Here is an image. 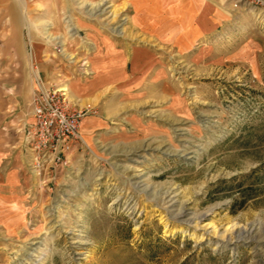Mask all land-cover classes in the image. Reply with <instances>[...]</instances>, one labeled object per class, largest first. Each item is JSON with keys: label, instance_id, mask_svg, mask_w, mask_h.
<instances>
[{"label": "rangeland", "instance_id": "rangeland-1", "mask_svg": "<svg viewBox=\"0 0 264 264\" xmlns=\"http://www.w3.org/2000/svg\"><path fill=\"white\" fill-rule=\"evenodd\" d=\"M128 1L0 0V29L41 42L66 89L91 35L127 42ZM234 23L225 63L171 60L174 102L79 132L53 177L27 167L26 197L0 198V264H264V14Z\"/></svg>", "mask_w": 264, "mask_h": 264}, {"label": "crops", "instance_id": "crops-1", "mask_svg": "<svg viewBox=\"0 0 264 264\" xmlns=\"http://www.w3.org/2000/svg\"><path fill=\"white\" fill-rule=\"evenodd\" d=\"M237 13L229 0H129L127 42L95 33L87 58L89 75L63 73L70 100L87 111L80 135L93 133L103 120L132 116L134 109L174 102L169 78L174 57L200 67L230 60L232 42L226 41L231 38L224 37L236 27ZM11 20L15 27V17ZM16 31L21 30L0 29V198L26 197L30 178L22 139L31 122L32 77L45 88L55 82L48 64L41 62L42 43L29 42L36 44L29 56L22 42L10 38L13 32L16 39Z\"/></svg>", "mask_w": 264, "mask_h": 264}, {"label": "built area", "instance_id": "built-area-1", "mask_svg": "<svg viewBox=\"0 0 264 264\" xmlns=\"http://www.w3.org/2000/svg\"><path fill=\"white\" fill-rule=\"evenodd\" d=\"M233 10H252L264 14V0H229ZM45 88L39 79L31 98V122L23 131L22 153L33 171L49 177L66 164L71 146L80 140V124L87 111L74 107L66 91ZM64 89V88H63Z\"/></svg>", "mask_w": 264, "mask_h": 264}, {"label": "bare ground", "instance_id": "bare-ground-1", "mask_svg": "<svg viewBox=\"0 0 264 264\" xmlns=\"http://www.w3.org/2000/svg\"><path fill=\"white\" fill-rule=\"evenodd\" d=\"M100 4V3H99ZM98 5V4H97ZM97 5L94 7V9L97 7ZM99 6V5H98ZM64 91H66V89H63Z\"/></svg>", "mask_w": 264, "mask_h": 264}]
</instances>
